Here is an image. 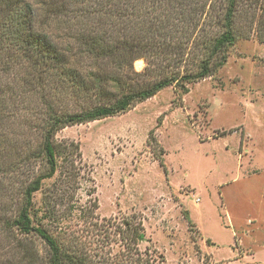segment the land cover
Listing matches in <instances>:
<instances>
[{
    "label": "rangeland",
    "instance_id": "obj_1",
    "mask_svg": "<svg viewBox=\"0 0 264 264\" xmlns=\"http://www.w3.org/2000/svg\"><path fill=\"white\" fill-rule=\"evenodd\" d=\"M260 1L249 0L240 7L241 37L214 77L190 84L187 94L169 86L125 114L57 133L58 143H76L81 155L74 157L75 179L70 184L66 172L57 177L58 191L67 192L71 210L81 206L88 215L92 209L88 192L94 185L97 192L92 201L97 200L99 207L94 218H84L85 224L68 230L53 227L51 232L61 245L83 254L89 264H264ZM138 61L143 63L140 68ZM138 61L123 74L131 85L144 80L139 74L146 63ZM56 91L50 93L56 105L71 112L106 102L64 88ZM25 115L20 116L22 122ZM28 137L29 130L19 125L16 140L23 149L27 144L21 139ZM35 139L32 136L31 141ZM18 177L19 181L27 178ZM6 184L12 186L11 178ZM15 209L10 197H0V218L4 212L10 217ZM71 210L64 214L66 218ZM125 223H140L146 241L132 242ZM19 239L18 233L10 238L1 234L0 256H7L6 264L20 262L21 249L14 248ZM22 242L36 264H47L49 249L44 240L33 236Z\"/></svg>",
    "mask_w": 264,
    "mask_h": 264
},
{
    "label": "trees",
    "instance_id": "obj_2",
    "mask_svg": "<svg viewBox=\"0 0 264 264\" xmlns=\"http://www.w3.org/2000/svg\"><path fill=\"white\" fill-rule=\"evenodd\" d=\"M247 1L0 0V197L16 205L10 217L4 212L0 218V236L18 233L22 241L39 236L49 249L47 264H89L51 232L85 224L99 208L92 201L94 185L88 215L81 206L71 210L67 192L58 191L57 177L66 172L70 184L74 157L81 155L79 145L58 143L55 136L70 126L125 114L166 87L187 94L190 84L214 77L241 37L238 14ZM260 3L258 22L264 29ZM141 59L144 80L131 85L123 74ZM62 88L106 102L71 112L59 108L51 95ZM19 125L29 130L31 138L21 139L26 149L16 140ZM39 165L44 169L36 171ZM22 175L27 178L19 181ZM124 226L132 242L146 241L140 223ZM22 241L14 246L21 249L20 262L10 264H36ZM6 259L0 256V264Z\"/></svg>",
    "mask_w": 264,
    "mask_h": 264
},
{
    "label": "bare ground",
    "instance_id": "obj_3",
    "mask_svg": "<svg viewBox=\"0 0 264 264\" xmlns=\"http://www.w3.org/2000/svg\"><path fill=\"white\" fill-rule=\"evenodd\" d=\"M135 64H136L137 67H139V68L143 65V63H142L141 61H138V62H136Z\"/></svg>",
    "mask_w": 264,
    "mask_h": 264
}]
</instances>
